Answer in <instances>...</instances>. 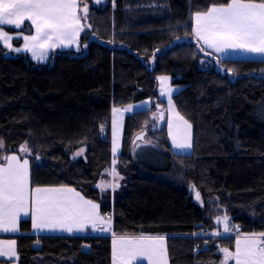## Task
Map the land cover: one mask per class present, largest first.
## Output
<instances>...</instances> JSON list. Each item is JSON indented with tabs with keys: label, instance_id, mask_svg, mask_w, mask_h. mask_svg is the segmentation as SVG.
<instances>
[{
	"label": "trees",
	"instance_id": "obj_1",
	"mask_svg": "<svg viewBox=\"0 0 264 264\" xmlns=\"http://www.w3.org/2000/svg\"><path fill=\"white\" fill-rule=\"evenodd\" d=\"M87 2L79 52L35 63L0 46V164L16 154L29 161L33 187L78 189L112 213L116 236H167L170 264H219L235 236L264 232V59H223L196 41V12L230 0ZM6 30L32 33L28 23ZM159 75L182 86L173 101L192 124L189 154L171 151L164 125L153 130L160 147L133 143L162 110ZM147 99L150 109L126 116L123 188L111 203L99 183L112 162V112ZM176 166L179 184L169 177ZM20 229L29 233L30 220ZM111 246L110 237L20 236L17 264H111Z\"/></svg>",
	"mask_w": 264,
	"mask_h": 264
},
{
	"label": "snow or ice",
	"instance_id": "obj_2",
	"mask_svg": "<svg viewBox=\"0 0 264 264\" xmlns=\"http://www.w3.org/2000/svg\"><path fill=\"white\" fill-rule=\"evenodd\" d=\"M76 0H0V39L6 46L11 36L3 29L4 25L20 28L28 20L35 27L34 36H25V49L65 47L76 43L83 27L77 15ZM87 13V6L83 7ZM196 36L216 52L239 49L246 53L264 54V0H230L226 5L212 6L204 12H196ZM20 51V49H15ZM35 55V52H33ZM40 58V57H37ZM161 81L166 77H161ZM163 94V93H162ZM169 105L171 97L169 95ZM174 108V106H173ZM131 110V109H126ZM186 128L191 125L176 113ZM176 148H190V137L177 141ZM3 147V141H0ZM27 151V146L21 148ZM84 150L80 149L77 155ZM116 152L115 140L113 154ZM6 164L0 165V229L16 231V222L21 213L29 215L28 203L31 196V218L35 228L59 229L71 233L84 231L91 225L104 224L101 231H108L112 220L99 214V205L84 199L73 188L35 187L29 192L28 160L21 163L17 156L4 157ZM114 173V170H113ZM200 199V193H196ZM225 232L230 228L224 217ZM219 222V218H218ZM220 235V233H212ZM225 259L235 260V264H264V232L252 233L236 240L235 252L222 249ZM14 242L8 250H0V256H14ZM113 264H134L147 260L148 264H167L165 237L123 236L113 240Z\"/></svg>",
	"mask_w": 264,
	"mask_h": 264
},
{
	"label": "rangeland",
	"instance_id": "obj_3",
	"mask_svg": "<svg viewBox=\"0 0 264 264\" xmlns=\"http://www.w3.org/2000/svg\"><path fill=\"white\" fill-rule=\"evenodd\" d=\"M85 1V2H84ZM83 2H81V18L85 19L86 15L88 13V9L90 6V3L87 2V0H84ZM87 6V13H85L83 11V7ZM83 21V20H82ZM84 23V22H83ZM87 28V25L84 23L83 24V31L84 29ZM81 50H75L76 52H79ZM57 51V50H56ZM55 51V52H56ZM58 51H64V50H58ZM67 51H74L73 49H68ZM54 53V52H53ZM34 62V61H33ZM35 63H45V62H39V61H35ZM160 77H168V83L167 82H161L159 85V78ZM180 90H182V86L181 85H175L172 84V79L170 76L168 75H159L157 76V91H158V95L159 98L163 101V105H162V110L161 112H163V117H162V124H159V120L158 117H153L152 119V123L150 124L149 128H148V134L145 136V142L147 143H151L153 145H156L157 147L161 146V135H154L153 134V130L155 128H160V125H164L166 128V135H167V139H168V143L170 145V149L173 153L175 154H189L192 151V137H193V129H192V124L185 119L176 109L174 101H173V96L178 93ZM163 93V94H162ZM169 95L171 97V106L169 105ZM150 100H143V101H138V102H134L124 108L121 109H114L112 112V116H111V144H112V164H111V168L108 169L106 171L107 175L110 176L108 181H102L101 183H99V189L101 191L102 194H104L106 196V198H108V200L113 203L117 197V195H119V193H121V189L123 188V179H124V175L121 172L120 164H119V159L118 156L121 154L122 152V144H123V134H124V125H125V119L126 116L131 115L135 112L138 111H142V110H148L151 108L150 105H148V102ZM174 106V108H173ZM126 109H131V110H127ZM176 113H179L180 116H182L184 118V120H187L188 123L191 125V128L188 129L186 128V126L183 124L182 121H179L176 117ZM151 132V134H150ZM173 136L176 137L177 141H181L183 139L189 138L190 137V143H191V147L190 148H176L173 145ZM114 140H115V146H116V152L115 154H113V146H114ZM139 142V141H137ZM135 150V146L134 149L131 150L132 155H134V151ZM114 170V173H113ZM179 173V168L178 166H176L171 175L169 176L171 181L179 184V180H180V174ZM163 176H167V174H162ZM105 178H103L102 180H104ZM120 189V190H119ZM91 200V199H89ZM93 201V200H91ZM94 203L99 205V214L100 213V204L97 201H93ZM224 217L227 216H220L219 218V222H218V218L216 219V225L219 226V231L221 234H225V233H232V230L230 229L229 232H225L224 228H225V221H224ZM108 218V217H106ZM227 224H228V217H227ZM99 228L101 226V224L97 225ZM229 226V225H228ZM230 228V226H229ZM93 229L92 227H89L88 230ZM94 230V229H93ZM194 237H197V235H193ZM242 237H235V239H239ZM236 240H235V248L233 250L228 249L230 252H235L236 250ZM13 242L12 241H2L0 242V250H4L7 251L8 250V246L12 245ZM14 251H15V255L14 256H0V258L5 259L7 261H10V264H17L18 261V254L16 252V242H14ZM220 254H221V261L219 264H235V260L229 258V259H225V253L220 250Z\"/></svg>",
	"mask_w": 264,
	"mask_h": 264
},
{
	"label": "crops",
	"instance_id": "obj_4",
	"mask_svg": "<svg viewBox=\"0 0 264 264\" xmlns=\"http://www.w3.org/2000/svg\"><path fill=\"white\" fill-rule=\"evenodd\" d=\"M82 0H76V3L78 5L77 7V15L81 17V3ZM24 23H28L31 28H32V33L31 34H24L22 32H9L6 30V27H9V28H13L15 30H19L20 28H16L14 25H4L2 26L3 29L8 33V35L11 36V39L9 40L8 44L10 45L9 46H6L4 41L2 39H0V46L3 47L4 49H6L7 51V54L8 55H19V54H26L32 61H39V62H48L52 53L55 52L56 50H68V49H73L74 51L75 50H78L81 48V44H80V35L81 33L83 32V30L80 32L79 36L76 38V43H73L71 44L70 46L68 47H65L64 45H59L55 48H31L30 50H26L25 49V39L24 37L25 36H29V35H32L34 36L36 34V30H35V27L31 25V22L28 21V20H25L22 24H21V27L24 25ZM82 27H83V21L81 19L80 21ZM193 23H194V35H195V39L196 41L201 45V47H203L204 49H207L209 51H211L212 53H214L215 55H217L218 57L220 58H223V59H264V54H259V53H246V52H243L239 49H228L226 51H222V52H216L214 49L212 48H209L207 47L204 42L202 40H199L198 37L196 36V19H195V15L193 16ZM14 40H20V43L19 44H14ZM15 49H20V51H16ZM33 52H35V55H33ZM37 57H40V58H37ZM161 78V77H160ZM159 78V85L161 82H167L168 83V80L169 78L166 77L167 79L164 80V81H161V79ZM148 100V99H147ZM148 105L151 106V102L149 101L148 102ZM112 151V149H111ZM17 156V158L20 160V162L22 163L23 160L25 159H22L20 158L18 155L16 154H11L10 156ZM113 157V156H112ZM27 160V159H26ZM6 164V162L4 163ZM4 164H0V165H4ZM112 164V162H111ZM111 168V166H110ZM109 168V169H110ZM108 170V169H107ZM104 172V176L105 179L104 180H100V183L102 181H108L110 176L107 175L106 171ZM28 177H29V192L31 193V190L35 187H33L32 183H31V179H30V164H29V161H28ZM60 187H68V188H73L75 191L79 192L81 196L84 197V199L86 200H89V198H87L85 195H83L81 193V191H79L78 189L74 188V187H71V186H47V187H41V188H60ZM28 209H29V215L28 216H25L23 213L20 214V216L18 217L17 219V222H16V231H3L2 229H0V242H2L3 240L4 241H12V242H16V237H20V236H30V237H34V238H40V237H48V236H60V237H86V238H89V237H110L111 240H112V246H111V264H113V258H112V250H113V240L114 239H119L120 237H123V236H116L113 234V217L112 215H110L109 217L111 218L112 220V224L109 228L108 231H101L99 229L103 228L104 227V224L103 223H100L101 226L100 228L97 226V229L96 230H88L89 227H91V225L87 226L84 231H76L75 229L69 233L67 231H62V230H59V229H55V230H50L48 228H43V229H39V228H35L33 226V220L31 218V196L29 197V203H28ZM101 213V212H100ZM22 220H30L31 222V230L29 233H24L21 231L20 229V223ZM228 225L230 226V223L228 222ZM230 229H232V227L230 226ZM232 233H225L223 234L224 237H231ZM140 236V235H139ZM144 236H153V237H159V235H144ZM131 237V236H129ZM165 237V247H166V250H167V236H163ZM235 237H244L243 235H237ZM2 259V258H0ZM5 260V259H4ZM134 264H148V261L147 260H143L142 262L141 261H135ZM167 264H170L169 263V257H168V251H167Z\"/></svg>",
	"mask_w": 264,
	"mask_h": 264
},
{
	"label": "water",
	"instance_id": "obj_5",
	"mask_svg": "<svg viewBox=\"0 0 264 264\" xmlns=\"http://www.w3.org/2000/svg\"><path fill=\"white\" fill-rule=\"evenodd\" d=\"M94 2H100L102 0H93ZM203 55L207 56V57H211L209 53L207 52H202ZM162 117H163V114L160 112L158 114V118H159V124H162ZM145 135H146V131H143L141 133H139L138 135H136L133 139V143H136L137 141H143L145 139ZM35 248H40V244L39 243H35L34 245ZM86 250H88L87 247H85Z\"/></svg>",
	"mask_w": 264,
	"mask_h": 264
},
{
	"label": "bare ground",
	"instance_id": "obj_6",
	"mask_svg": "<svg viewBox=\"0 0 264 264\" xmlns=\"http://www.w3.org/2000/svg\"><path fill=\"white\" fill-rule=\"evenodd\" d=\"M192 237H194V236H192Z\"/></svg>",
	"mask_w": 264,
	"mask_h": 264
}]
</instances>
